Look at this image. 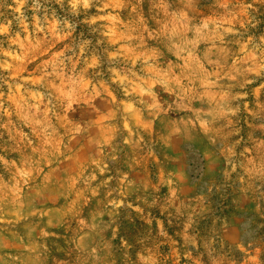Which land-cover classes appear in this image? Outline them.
<instances>
[{"label": "rangeland", "instance_id": "1", "mask_svg": "<svg viewBox=\"0 0 264 264\" xmlns=\"http://www.w3.org/2000/svg\"><path fill=\"white\" fill-rule=\"evenodd\" d=\"M0 264H264V0H0Z\"/></svg>", "mask_w": 264, "mask_h": 264}, {"label": "clouds", "instance_id": "2", "mask_svg": "<svg viewBox=\"0 0 264 264\" xmlns=\"http://www.w3.org/2000/svg\"><path fill=\"white\" fill-rule=\"evenodd\" d=\"M72 10L75 12L79 7L89 9L92 6L93 0H69ZM235 114V110H230Z\"/></svg>", "mask_w": 264, "mask_h": 264}]
</instances>
